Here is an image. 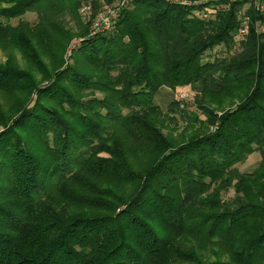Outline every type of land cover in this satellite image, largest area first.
Segmentation results:
<instances>
[{
  "label": "trees",
  "instance_id": "1",
  "mask_svg": "<svg viewBox=\"0 0 264 264\" xmlns=\"http://www.w3.org/2000/svg\"><path fill=\"white\" fill-rule=\"evenodd\" d=\"M113 1L0 0V264H264V0Z\"/></svg>",
  "mask_w": 264,
  "mask_h": 264
},
{
  "label": "rangeland",
  "instance_id": "2",
  "mask_svg": "<svg viewBox=\"0 0 264 264\" xmlns=\"http://www.w3.org/2000/svg\"><path fill=\"white\" fill-rule=\"evenodd\" d=\"M205 1L206 0H197L196 3L198 4L201 2H205ZM120 2L121 0H114L110 4H104L100 6L97 10H93L90 5L83 4L77 10L76 14L68 11L67 9V10H64L62 13H60L56 18H57V21L63 26V28L67 30L68 33L70 34L78 33L85 26L88 27V30L90 32L92 30V24L94 23V20H96L99 17V15L102 14L104 11L106 12L108 10L106 8H110L112 6L114 7L118 5ZM206 9L208 13H213L215 11L210 8H206ZM23 18L28 20L29 22H34L36 20V14L33 12H29ZM10 23L13 25L17 24V19L10 20ZM78 44H79V40L77 36L73 35L63 55L65 62H70L69 56L72 54V50L78 47ZM43 59L46 62V65L48 66L47 68L49 69V71L53 70V68H51V66L53 65L49 62L48 58L43 57ZM8 60H11L12 62L18 64L20 67L28 68L25 63V60L23 59L21 53L18 50L3 49L0 47V62H5ZM36 76L39 80L41 79L40 75L36 74ZM45 82L46 81H44V83ZM180 91L181 92L189 91L188 97L183 100H185L187 104H190L192 102V98L195 96V93L187 88H178L176 92L173 91L174 93H171L172 95L163 96V94H161L156 97V101L159 105H161L162 110L166 109V106L168 102L171 100V98L180 99L178 97V93ZM33 102L34 100L31 103ZM200 116L201 118H203V115H200ZM102 155H105V154H102ZM259 161H260V154L259 152L254 151L247 157V159L243 163L238 164L237 168L242 172H251L256 168ZM232 195H233V189H230L226 193L223 194V197L229 198V197H232Z\"/></svg>",
  "mask_w": 264,
  "mask_h": 264
},
{
  "label": "built area",
  "instance_id": "3",
  "mask_svg": "<svg viewBox=\"0 0 264 264\" xmlns=\"http://www.w3.org/2000/svg\"><path fill=\"white\" fill-rule=\"evenodd\" d=\"M173 1L186 5L196 4L197 2V0H173ZM129 2L130 0H121V2L118 5L114 7L112 6L110 8H106L108 10L106 12L104 11L102 14L99 15V17L96 20H94V23L92 24V33L108 30L111 26L113 18L117 16L122 6L127 5ZM254 2L257 5V7H259L260 9L262 8V0H254ZM243 19L244 21L237 32V37L239 39L244 38L248 33V18L246 17ZM188 95H189V91L186 92L180 91L178 93V97L180 99H185L188 97Z\"/></svg>",
  "mask_w": 264,
  "mask_h": 264
},
{
  "label": "crops",
  "instance_id": "4",
  "mask_svg": "<svg viewBox=\"0 0 264 264\" xmlns=\"http://www.w3.org/2000/svg\"><path fill=\"white\" fill-rule=\"evenodd\" d=\"M171 93H173V91L166 88V89L161 90V92L159 93V95H161V94H163V96H165V95H172Z\"/></svg>",
  "mask_w": 264,
  "mask_h": 264
}]
</instances>
